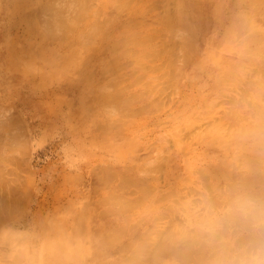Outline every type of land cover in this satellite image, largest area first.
Instances as JSON below:
<instances>
[{"label": "crops", "instance_id": "0c3cea01", "mask_svg": "<svg viewBox=\"0 0 264 264\" xmlns=\"http://www.w3.org/2000/svg\"><path fill=\"white\" fill-rule=\"evenodd\" d=\"M12 1L1 104L22 144L0 168V264H20L18 234L58 241L50 264L264 259V0H218L211 22L204 0Z\"/></svg>", "mask_w": 264, "mask_h": 264}, {"label": "rangeland", "instance_id": "374dc122", "mask_svg": "<svg viewBox=\"0 0 264 264\" xmlns=\"http://www.w3.org/2000/svg\"><path fill=\"white\" fill-rule=\"evenodd\" d=\"M215 3H219V1L218 0H210V1L204 0V5L206 6V7L204 6V9H206L204 11L207 12V13L205 12L204 14L206 17H208V18H205L206 22H211L210 20H207V19H213V18H209V14L213 13V11L215 12L214 9L221 8L220 6L216 7ZM17 13H18V6H16L12 0H0V24L11 23L12 20L17 15ZM251 13L252 12L250 11H246L245 13L239 12L238 14L240 15L237 16L238 22H241L242 24L247 23V22L250 23ZM178 20H179V17L174 18L173 19L174 24L178 23ZM172 36H173L172 37V45H173L172 54L181 55L184 52H186L187 48L181 47V44L183 45L188 44L187 40H190V37L188 38L186 33L184 32L182 33L180 31H174L172 33ZM191 42H192V39H191ZM220 49L221 47L218 50ZM194 55H196V51ZM5 75H7V70L4 74L0 75V152H2L0 153V168L11 166V164L6 161H9V160L14 161L15 153L13 152V148L14 147L19 148L20 145L22 144L20 130L18 127L19 118L15 117L13 113L10 111V109L6 107H2V104L6 102L8 99V96L5 95V90H4L6 86ZM255 136L256 134L254 135V138H257L258 140L262 141V138L255 137ZM253 155H254V161L256 163L264 162V143L253 145ZM0 195H2V193ZM0 204H4L3 198L0 199ZM14 212H15L14 208L12 209V208H6L4 206H0V222H3L5 220V217L14 214ZM5 225L6 224H1L0 230Z\"/></svg>", "mask_w": 264, "mask_h": 264}, {"label": "clouds", "instance_id": "9594fccd", "mask_svg": "<svg viewBox=\"0 0 264 264\" xmlns=\"http://www.w3.org/2000/svg\"><path fill=\"white\" fill-rule=\"evenodd\" d=\"M238 210L245 215L255 216L261 211V205L251 198L239 202ZM16 250L20 256V264H50L49 258L56 252L58 241L36 239L28 234H18L14 237ZM250 258L242 260L241 264H264V259H258V253H250Z\"/></svg>", "mask_w": 264, "mask_h": 264}, {"label": "bare ground", "instance_id": "6f19581e", "mask_svg": "<svg viewBox=\"0 0 264 264\" xmlns=\"http://www.w3.org/2000/svg\"><path fill=\"white\" fill-rule=\"evenodd\" d=\"M171 1H172V3H173L174 0H171ZM209 1H210V0H209ZM168 2H169V1H168ZM174 2H175V1H174ZM169 3H170V2H169ZM179 3H180V2H179ZM179 3H178V4H179ZM181 3H183V1H182ZM196 3H197V2H196ZM205 3H206V1H205ZM190 5H191V4H190ZM81 6H82V5H81ZM178 6H179V5H178ZM204 6H205V5H204ZM82 7H83V6H82ZM205 7H206V6H205ZM79 8H80V7H79ZM183 8H184V7H183ZM208 8H209V7H208ZM81 9H82V8H81ZM204 10H206V9H204ZM176 11H177V10H176ZM173 12H174V11H173ZM205 12H206V11H205ZM185 13H186V12H185ZM206 13H207V12H206ZM179 14H180V13H179ZM185 15H186V14H185ZM186 16H187V15H186ZM186 16H185V17H186ZM183 17H184V16H183ZM174 18H177V16L174 17ZM206 18H208V17H206ZM200 19H201V18H200ZM165 20H166V19H165ZM180 20H181V22H182V18H181ZM186 20H187V19H185V21H186ZM205 20H206V19H205ZM207 20H210V19H207ZM183 22H184V21H183ZM183 24H184V23H183ZM188 24H189V23H188ZM185 27H186V26H185ZM188 28H190V27H188ZM253 29H254V28H253ZM253 29H252V30H253ZM255 29H256V28H255ZM258 29H259V28H258ZM261 29H262V28H261ZM189 31H191V30H189ZM239 31H241V30H239ZM254 33H255V32H254ZM142 34H143V33H142ZM256 34H257V33H256ZM122 35H123V33H122ZM249 35H250V34H249ZM168 36H169V35H168ZM236 36H237V35H236ZM245 36H246V35H245ZM172 37H173V36H172ZM140 38H141V37H140ZM142 38H143V37H142ZM142 38H141V39H142ZM145 38H146V36H145ZM262 38H263V37H262ZM183 40H184V39H183ZM136 42H137V41H136ZM141 42H142V41H141ZM176 42H177V41H176ZM174 43H175V42H174ZM177 45H178V44H177ZM250 45H251V44H250ZM256 46H257V45H256ZM261 46H262V45H261ZM166 48H167V47H166ZM252 48H253V47H252ZM258 48H259V47H258ZM260 48H261V47H260ZM261 49H263V48H261ZM256 50H257V49H256ZM258 50H259V49H258ZM150 51H151V50H150ZM259 51H260V50H259ZM260 52H261V51H260ZM154 53H155V52H154ZM255 53H256V52H255ZM140 54H141V53H140ZM143 54H144V53H143ZM143 54H142V55H143ZM163 55H164V54H163ZM260 55H261V54H260ZM249 57H251V56L249 55ZM263 59H264V58H263ZM246 60H247V59H246ZM251 60H254V59H251ZM254 61H256V60H254ZM258 62H259V60H258ZM262 62L264 63V60H263ZM262 62H261V63H262ZM261 63H260V65H261ZM263 63H262V64H263ZM253 66H254V65H253ZM239 69H240V67H239ZM248 70H249V69H248ZM240 71H241V69H240ZM255 71H256V70H255ZM237 72H238V71H237ZM237 72H236V73H237ZM249 72H250V71H249ZM251 72H252V71H251ZM231 73H232V72H231ZM234 73H235V72H234ZM236 73H235V74H236ZM256 74H257V73H256ZM236 75H237V74H236ZM243 75H244V74H243ZM243 75H242V76H243ZM253 75H255V74H253ZM257 75H258V74H257ZM240 76H241V75H240ZM240 76H239V77H240ZM247 76H248V74H247ZM258 78H259V77H258ZM260 78L263 79L262 76H260ZM260 78H259V79H260ZM250 79H251V78H250ZM257 83H259V82H257ZM247 85H248V84H247ZM247 88H248V87H247ZM249 88H250V86H249ZM251 89H252V88H251ZM257 89H258V88H257ZM260 89H261V88H260ZM249 90H250V89H249ZM258 90H259V89H258ZM251 91H252V90H251ZM263 91H264V90H263ZM263 91H262V92H263ZM254 93L256 94V92H254ZM263 94H264V93H263ZM263 94H262V95H263ZM136 101H137V100H136ZM239 102H240V101H239ZM234 103H235V102H234ZM236 104H237V103H236ZM238 104H239V103H238ZM240 105H241V104H240ZM260 115H261V114H260ZM254 117H255V116H254ZM254 117H253V118H254ZM253 118H252V119H253ZM258 118H259V117H258ZM259 119H260V118H259ZM255 120H257V119H255ZM247 122H248V121H247ZM254 122H255V121H254ZM259 122H260V121H259ZM243 131H244V130H243ZM1 141H2V140H1ZM1 151H2V150H1ZM3 152H5V151H3ZM0 153H2V152H0ZM254 178H255V177H254ZM255 181H257V180H255ZM259 183H260V182H259ZM255 184H256V183H255Z\"/></svg>", "mask_w": 264, "mask_h": 264}]
</instances>
